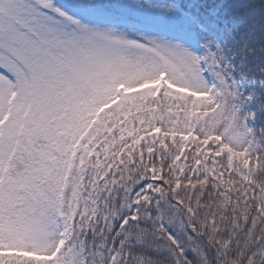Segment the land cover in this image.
Wrapping results in <instances>:
<instances>
[{"label": "snow or ice", "instance_id": "snow-or-ice-1", "mask_svg": "<svg viewBox=\"0 0 264 264\" xmlns=\"http://www.w3.org/2000/svg\"><path fill=\"white\" fill-rule=\"evenodd\" d=\"M0 264H264V0H0Z\"/></svg>", "mask_w": 264, "mask_h": 264}]
</instances>
